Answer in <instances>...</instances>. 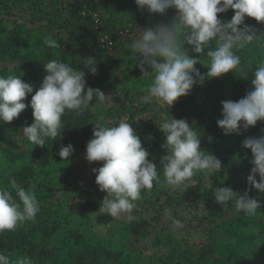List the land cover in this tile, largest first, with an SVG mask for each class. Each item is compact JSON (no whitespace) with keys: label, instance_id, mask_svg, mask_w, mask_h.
<instances>
[{"label":"rangeland","instance_id":"obj_1","mask_svg":"<svg viewBox=\"0 0 264 264\" xmlns=\"http://www.w3.org/2000/svg\"><path fill=\"white\" fill-rule=\"evenodd\" d=\"M7 1L14 4L19 0H0V20L6 28L12 29L15 23H27L28 27L37 26L29 23L30 13L25 7H20V4L12 6L10 11L4 10L3 6H6ZM41 1L52 12L60 11L63 7L52 0ZM112 8L114 11L111 14L105 11L94 12L99 15L100 23L95 25L93 19L95 44L93 41L87 44H93V47L84 48L76 44L73 49L79 54L76 57L81 64L86 57H94L97 62L95 75L81 68L85 71L86 85L89 83L91 88L100 89L107 97L104 102L93 107L96 111L95 123L99 121L111 124L126 117L140 138L142 147L148 151V159L161 172V184H154L151 190L141 192V198L135 202L137 207L131 213L135 219L129 221L124 218L125 214L113 218L106 213H99L101 201L107 193L99 190L94 179L92 185L96 192V207L90 214L80 213L74 206L75 193L71 190L74 186L91 182L93 168L99 163H89L85 158L86 146L93 135L89 136L87 143L70 159L59 162L53 160L36 170L34 167L27 168L32 145L23 138L21 127L14 136V143L12 142L13 145L17 143L16 149L15 146L8 147L9 144L5 142L7 136L0 138V187H8L10 180L15 179L26 189L33 188L40 203V211L34 219L17 227L23 228L30 235L31 241L42 244L50 251L55 250L53 255L46 258L45 264H76L80 253L89 258V264L92 261L93 264H101L96 260V249L101 247L120 252L131 264H207L203 256L211 251L212 259H207L212 260V264L220 261L222 264H264V193H259L254 188L248 190L249 196L256 198L261 204V208L252 216L238 212L234 201L228 205L217 204L213 195L221 187H229L240 195L246 191L253 157L250 149L243 148L242 141L262 135L256 133L255 129L242 128L244 132L239 130V133L225 135L217 126V120L222 119L221 102L206 100V97L212 95L213 84L214 91L225 97V101H232L236 87L230 77L237 74L229 72L228 77L223 75L206 79L203 85H194L189 95L180 97L170 108L156 103L145 104L141 97L146 93L142 89L151 82V78L143 76L131 45L141 30L170 23L177 15V10L168 9L163 14L150 13L146 8L138 7L135 0H113ZM110 16L112 22L106 27L105 21ZM233 16L234 11L229 9L218 14V19L228 22ZM254 21V18L245 17L246 25ZM258 23L260 26L255 32L257 38H260L238 53L242 58L241 67H245L249 61L258 62L264 57V22ZM106 36L113 42L110 48H104L101 43V38ZM61 37L63 41L60 51H63L67 39L66 36ZM185 47L189 56L198 58V54L191 52V46ZM14 63L18 62L11 60L0 64V71L3 67L12 71ZM195 67L202 74L208 71L202 63H197ZM37 73L42 76L39 71ZM252 78L253 73L249 72L248 83H251ZM249 89H252V85H249ZM192 97L204 100V105L200 108L192 107V118L177 116L180 110L171 112L172 108ZM95 102L94 98L92 106ZM166 114L177 120H186L200 135L201 150L221 161L218 173L205 175L197 172L187 182V188L175 192L163 183L160 161L168 153L161 147L165 143V136L159 131L155 121L163 119ZM19 147L20 150H17ZM78 166L85 168L81 171L84 174L81 181L77 175ZM30 173L31 176L23 182V177ZM13 196L15 198L14 191ZM166 213H170L171 218ZM173 219L180 221V224L173 226ZM132 221L143 223V231L138 239L130 231Z\"/></svg>","mask_w":264,"mask_h":264},{"label":"clouds","instance_id":"obj_2","mask_svg":"<svg viewBox=\"0 0 264 264\" xmlns=\"http://www.w3.org/2000/svg\"><path fill=\"white\" fill-rule=\"evenodd\" d=\"M138 7L150 13L163 14L176 9L177 15L168 24L141 30L131 45L138 67L151 82L142 89L145 104L156 103L170 108L180 97L189 95L196 84L203 85L206 79L218 78L229 72L248 78L252 72V90L238 101H222V119L217 126L225 135L239 133L264 121V57L258 62L249 61L241 67L238 54L258 40L255 29L245 24V17L264 22V0H135ZM234 11L228 22L218 19V14ZM243 25V26H242ZM242 26V27H241ZM264 36V35H262ZM44 44L50 48L61 45L48 35ZM185 45L191 46L189 56ZM94 57L83 59V68L90 74L97 72ZM204 64L208 71L202 74L196 67ZM253 65L255 68L253 69ZM46 75L41 86L31 96L34 122L23 127V138L31 144L43 147L46 141L59 135L62 117L69 111L80 116L90 107L106 100L100 89L86 88L85 71L61 60H50L43 65ZM33 93V86L19 76H0V121L11 122L25 110L22 101ZM165 136L161 146L167 155L161 158L163 183L173 192L187 188V182L197 172L205 175L221 170V161L214 155L201 150L200 135L184 119H174L168 114L155 121ZM93 138L86 146V160L89 163L103 162L94 168L96 184L107 195L101 201L99 213L113 218L122 214L126 220L137 207L143 190H151L161 184V172L148 159V151L142 147L127 118L106 124L94 123ZM244 149H250L253 159L247 184L259 193H264V135L249 137L242 141ZM74 152L71 144L62 146L59 156L67 160ZM257 176L259 180H257ZM11 189V190H9ZM15 192V198L13 196ZM215 202L219 205L235 204L238 212L252 216L261 208L256 198L246 190L242 195L229 187L217 188ZM40 211V203L33 188H24L15 179L8 187H0V233L12 231L19 224L32 220ZM171 218L170 213H166ZM173 226L180 221L173 219ZM0 264H12L9 258L0 254ZM15 264H31L28 258Z\"/></svg>","mask_w":264,"mask_h":264},{"label":"trees","instance_id":"obj_3","mask_svg":"<svg viewBox=\"0 0 264 264\" xmlns=\"http://www.w3.org/2000/svg\"><path fill=\"white\" fill-rule=\"evenodd\" d=\"M56 4H62L60 11L52 12L48 7L44 6L40 0L29 1L19 0L17 3L7 1L6 6H3L4 10H12V6L25 7V10L30 13L29 23L37 26L28 27L27 23H15L12 29L6 28L3 21L0 20V64L7 63L12 60L14 63L11 67L12 71L8 67H3L0 71V76L7 77L9 75L19 76L24 82L30 83L33 86V93L26 95V98L22 101L25 103L26 108L22 111L17 118H14L11 122L0 121V138H5V142L9 144L8 147H18L13 145V139L17 130L21 127L30 126L34 122L33 109L30 106L31 96L35 94V91L39 89L42 81L46 75L43 65L48 61L61 60L62 62L69 63L74 67L82 68L83 64L77 59V52L74 51L73 45H80L85 47H93L95 44V34L93 31V18L92 13L105 11L111 14L114 9L112 8L113 0H52ZM15 2V1H14ZM26 2V3H24ZM23 4V5H22ZM84 13V14H83ZM112 16V15H111ZM109 17L105 21L106 27L112 22V17ZM38 25L40 27L38 28ZM250 27H255V31L260 26L257 21L247 24ZM45 26L47 29H45ZM51 35L60 45L63 38L61 35L66 36V45H62L60 48H50L44 44L46 36ZM92 45H87L89 42ZM32 49H29V48ZM73 52V53H72ZM100 53L99 56H101ZM23 65L20 66V63ZM39 71L42 76L37 73ZM38 74V76L36 75ZM86 76V75H85ZM228 77V73L224 74ZM224 77V78H225ZM235 84V92L232 96V101H238L243 98L249 91L248 79L241 76L232 75ZM91 87V84L87 83L86 88ZM214 92V93H213ZM215 96V97H214ZM94 100V99H93ZM206 100H212V102H222L226 98L219 95L212 84V95L206 97ZM93 101L90 103V107L80 115L76 116L74 112H67L62 117L61 131L56 139L47 140L46 145L43 147L32 145V151L30 153V162L27 168L34 167L42 169L44 166L51 163V161H64L59 156V151L62 146L71 144L74 148L73 154L82 148L87 143L86 141L92 134L95 127V114L96 111L92 107ZM204 105V100L192 97L188 101L178 104L177 107L172 108L171 112L174 113L180 110L177 114L179 117L192 118L194 116L193 109L200 108ZM199 114V113H198ZM151 129H154L151 127ZM243 129V128H242ZM240 129V132H244ZM255 129L256 133L264 135V121H258L253 127H249L246 130ZM154 134V132H151ZM13 142V143H12ZM205 147V146H204ZM19 147L17 150H20ZM240 156L243 157L241 150L238 151ZM73 154L67 158L70 159ZM103 162H99L94 168L101 167ZM37 166V167H36ZM93 168V169H94ZM85 168L78 166L77 172L80 181L84 179V174L81 171ZM31 173L22 180L26 181L27 177H30ZM96 179L94 172L91 174V182L85 185H78L72 188V192L75 193V208L77 211L83 214H90L96 207V192L92 185V181ZM246 190H251L250 185L245 186ZM143 223L138 221H132L130 224V231L133 236L138 239L142 233ZM30 228V227H29ZM55 251V250H54ZM54 251H50L42 244H37L31 241L29 234L23 228H18L12 231H4L0 233V254H3L9 258L12 264L19 259L28 258L31 260V264H45L46 258L53 255ZM79 252V251H78ZM203 252V251H202ZM81 254V253H80ZM77 256L76 264H89V258L83 256V254ZM97 261L101 264H131L126 260L120 252L113 251L106 248L96 249ZM204 260L207 264H212V251L204 253ZM216 262V261H215ZM94 261H92V264ZM214 264H222L216 262Z\"/></svg>","mask_w":264,"mask_h":264},{"label":"built area","instance_id":"obj_4","mask_svg":"<svg viewBox=\"0 0 264 264\" xmlns=\"http://www.w3.org/2000/svg\"><path fill=\"white\" fill-rule=\"evenodd\" d=\"M92 18L94 19L95 25L98 26L99 23H100L99 15L96 14V13H92ZM101 43L103 44L104 48H110L113 45L112 40L108 36L102 37L101 38Z\"/></svg>","mask_w":264,"mask_h":264}]
</instances>
